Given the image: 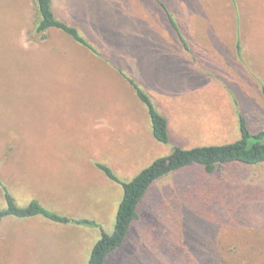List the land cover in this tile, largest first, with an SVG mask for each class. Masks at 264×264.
Masks as SVG:
<instances>
[{"label":"rangeland","instance_id":"obj_1","mask_svg":"<svg viewBox=\"0 0 264 264\" xmlns=\"http://www.w3.org/2000/svg\"><path fill=\"white\" fill-rule=\"evenodd\" d=\"M188 1L200 11L192 18L199 45L224 61L233 12L217 0ZM53 2L58 18L73 19L67 0ZM235 4L241 8L238 55L249 75L222 65L220 74L205 77L202 90L185 76L184 91L199 89L183 93L182 105L166 106L172 143L165 145L153 136L146 105L93 60L94 51L57 29L37 33L32 0H0V183L20 207L36 200L99 225L7 217L0 224V264H88L103 233L115 230L122 184L175 146L235 143L240 114L252 134L264 131V0ZM6 208L0 186V210ZM108 264H264V165L215 176L195 170L157 182Z\"/></svg>","mask_w":264,"mask_h":264},{"label":"crops","instance_id":"obj_2","mask_svg":"<svg viewBox=\"0 0 264 264\" xmlns=\"http://www.w3.org/2000/svg\"><path fill=\"white\" fill-rule=\"evenodd\" d=\"M217 2L233 12L227 22L232 45L228 43L231 45L227 46L229 54L220 62L211 52L202 49L196 34L193 35L192 18L200 13L194 10L197 4L193 6V1L189 4L188 0H67L69 11L74 10L75 14L66 23L76 27L97 52H93V60L107 66L105 69L112 71L135 93L129 79L149 96L154 95L161 114L168 120L171 113L166 106L182 105L183 93L199 89L184 91L181 86L185 76L191 81L194 79L202 90L204 85H209L205 77L220 74L222 65L238 75L242 72L249 75L238 55L242 50L237 36L241 26L236 20L239 15L241 18L240 4L236 5L235 0ZM53 10L55 12L54 2ZM68 53L75 57L71 51ZM177 100L178 103L174 102ZM168 122L171 125L172 120Z\"/></svg>","mask_w":264,"mask_h":264},{"label":"trees","instance_id":"obj_3","mask_svg":"<svg viewBox=\"0 0 264 264\" xmlns=\"http://www.w3.org/2000/svg\"><path fill=\"white\" fill-rule=\"evenodd\" d=\"M32 1L36 4L40 15L37 33L40 34L51 29H57L67 34L78 44L97 53L76 27L58 19L53 10V0ZM44 38H46L45 35ZM129 81L134 87L138 98L148 109L155 140L161 144H171L172 139L167 118L157 110L151 97L138 84L131 79ZM239 116L241 139L235 143L220 146H203L193 149H183L175 146L172 154L157 159L130 183L122 184L124 196L119 205L115 230L111 235L103 233L102 238L92 251L88 264H108L110 257L125 246L133 225L139 217V211L144 200L156 183L162 179L172 175L188 174L195 170L205 176H215L221 173L231 174L235 170L244 167L264 165V131L252 134L246 118L241 114ZM96 166L109 179L120 183L110 167L101 163H97ZM0 186L7 203V208L0 210V224L7 217L18 219L43 217L60 225L99 227L94 221L73 219L52 212L36 200L26 207H20L8 189L1 183Z\"/></svg>","mask_w":264,"mask_h":264}]
</instances>
